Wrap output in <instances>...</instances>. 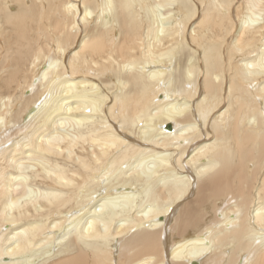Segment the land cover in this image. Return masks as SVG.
<instances>
[{
  "label": "bare ground",
  "instance_id": "bare-ground-1",
  "mask_svg": "<svg viewBox=\"0 0 264 264\" xmlns=\"http://www.w3.org/2000/svg\"><path fill=\"white\" fill-rule=\"evenodd\" d=\"M216 251L264 264V0H0V264Z\"/></svg>",
  "mask_w": 264,
  "mask_h": 264
},
{
  "label": "rangeland",
  "instance_id": "rangeland-1",
  "mask_svg": "<svg viewBox=\"0 0 264 264\" xmlns=\"http://www.w3.org/2000/svg\"><path fill=\"white\" fill-rule=\"evenodd\" d=\"M27 4L29 5V2H27ZM26 4V5H27ZM83 35V33L81 34V36ZM72 52H76V47H72V51L71 52H69V54L68 55H70ZM25 93V92H24ZM203 183V182H202ZM206 193V191L204 190V189H202V191H200V194L201 193ZM194 196V195H193ZM233 200L228 204V207L230 206V205H233V204H235L236 202H238V198H236V196L233 194ZM193 198V197H192ZM187 200V199H186ZM196 202H194V203H192V204H195ZM226 208V207H225ZM225 208H223V209H225ZM222 209V210H223ZM229 213V212H228ZM227 213V214H228ZM220 214V212H216V215H215V211H213L212 212V215H210V214H204V217H202L201 219H209V218H213V219H215V220H217V221H219V222H221V221H223V220H225V219H230V217H228V216H230V215H227V216H224V217H219L218 215ZM223 218V219H222ZM237 218H235V221H238V220H236ZM197 220H199V222L201 223L202 222V220H200V218H197L196 219V216L194 215L193 217H192V219L190 220V222H195V221H197ZM183 221V220H182ZM241 223V224H240ZM210 225H212V224H210ZM179 227H175V229L177 230ZM242 229V222L241 221H239V222H236V224H234V226H231L230 228H228V229H226V231H227V233H231L232 234V237L234 238L236 235V233H238L240 230ZM224 236H226L227 237V234H225ZM240 241H242V239H237V240H234V244H233V246H232V248L235 250L237 247H239V245H240ZM249 244V243H248ZM256 246V244H254L253 246H252V248L253 247H255ZM225 247H227V246H225ZM216 253V256L213 258V252H211L210 254H207L206 255V258H209V264H219V262H220V255L218 254V252L216 251L215 252ZM232 253V251H230V254ZM251 258H254L253 256L251 257ZM253 262V264H255L254 263V261L253 260H250L249 261V264H251Z\"/></svg>",
  "mask_w": 264,
  "mask_h": 264
}]
</instances>
